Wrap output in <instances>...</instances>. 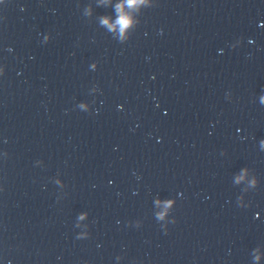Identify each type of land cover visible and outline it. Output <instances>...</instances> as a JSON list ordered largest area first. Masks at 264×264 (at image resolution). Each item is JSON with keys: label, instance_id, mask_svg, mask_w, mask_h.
Masks as SVG:
<instances>
[{"label": "clouds", "instance_id": "obj_1", "mask_svg": "<svg viewBox=\"0 0 264 264\" xmlns=\"http://www.w3.org/2000/svg\"><path fill=\"white\" fill-rule=\"evenodd\" d=\"M131 2H134V0H130V3ZM104 23H107V21H104ZM128 23L129 21L126 19V18H121L119 21H118V24L121 25V32L124 31V29L128 26Z\"/></svg>", "mask_w": 264, "mask_h": 264}]
</instances>
